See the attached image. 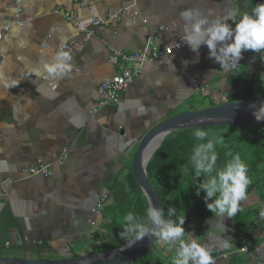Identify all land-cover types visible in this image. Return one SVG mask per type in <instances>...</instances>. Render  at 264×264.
<instances>
[{
    "label": "crops",
    "instance_id": "0c3cea01",
    "mask_svg": "<svg viewBox=\"0 0 264 264\" xmlns=\"http://www.w3.org/2000/svg\"><path fill=\"white\" fill-rule=\"evenodd\" d=\"M22 1L26 11L19 18L31 20L23 27L12 25L0 39V179L11 180L0 191V259H71L119 248L126 245L119 236L123 217L137 202L129 168L140 138L173 115L210 107L216 100L230 102L235 80L242 76L253 77L264 89V61L260 54L245 51L238 68L225 71L208 58L205 45L198 60L188 46L176 48L144 66L118 104L91 116L99 86L118 74L109 47L138 52L161 27L156 46H174L184 35L181 12L193 10L209 22L230 15L228 23L235 27L259 3L136 0L135 24L123 15L97 27L85 41L55 13L69 9L87 20L85 0ZM128 5L129 0H94L93 15L103 17L104 8L115 14ZM14 20V0H0V23ZM62 44L74 50L68 61L72 69L49 76L44 65L55 61ZM196 87L204 91L196 93ZM62 150L67 157L58 164ZM39 163L50 177L26 173ZM247 175L251 183L246 198L232 218L211 213L204 194L174 206L173 219L185 217L186 237L191 233L211 249L215 264H264V161ZM103 195V211L92 213ZM197 202L202 204L191 209ZM245 239L252 242L248 252L242 251ZM173 255L174 249L169 251L157 238L144 256L128 264H171Z\"/></svg>",
    "mask_w": 264,
    "mask_h": 264
},
{
    "label": "clouds",
    "instance_id": "9594fccd",
    "mask_svg": "<svg viewBox=\"0 0 264 264\" xmlns=\"http://www.w3.org/2000/svg\"><path fill=\"white\" fill-rule=\"evenodd\" d=\"M180 17L185 22L184 35L180 39L196 54L197 60L199 49L205 45L208 58L213 59L225 71L234 72L245 51L251 50L260 54L261 61H264V3L257 4L250 14H243L235 27L228 23L230 15L209 22L198 12L185 10L180 13ZM70 59L68 53H59L52 64L44 65V70L49 76L70 72ZM184 63L187 66L188 62ZM253 115L257 121L264 120V103ZM193 134L199 141L208 137L206 131L199 129ZM223 142L220 137L198 144L193 150L191 160L195 176L205 177L196 187V195L200 196L201 191L204 193L205 205L215 216L232 218L241 210L240 202L246 198L251 181L247 175V165L239 154L228 153L231 159L222 169L216 170L215 145ZM260 215L264 216V210H261ZM174 217H177L175 207L167 209L166 219L164 209L155 207L149 200L143 218L132 212L123 217V228L119 236L128 247L146 236L158 238L168 246L169 251L174 249L171 264H215L211 249L191 238L194 237L191 233H187L186 237L183 227L185 217L178 220L173 219Z\"/></svg>",
    "mask_w": 264,
    "mask_h": 264
},
{
    "label": "trees",
    "instance_id": "16d2710c",
    "mask_svg": "<svg viewBox=\"0 0 264 264\" xmlns=\"http://www.w3.org/2000/svg\"><path fill=\"white\" fill-rule=\"evenodd\" d=\"M256 1L262 3V0ZM235 81L238 82H235V86L232 87L233 92L229 97L231 101L251 100L254 96H256V98L264 96V89H262L261 85H257V82L253 77L250 76V78H248L242 76ZM217 105H221V103L216 100L210 104V107ZM229 129L231 131L228 135L223 134L220 136L223 138V144L215 145V151L217 153L216 170H220L224 167L229 157H231L228 153H232L233 155L241 154L239 153L241 150L247 153L246 156H241L242 154L240 155L241 159L247 165V173L255 170L258 165L264 161V135L258 133L259 126L248 129ZM196 130L197 129L183 130L171 134L178 138L170 146L165 141L154 154L151 163L148 165L149 182L161 200L165 217H167V209L169 207H174L179 203V199L187 200L190 198L184 199L181 196L179 198L175 195V191L181 193L185 183L196 179L191 160L194 148L200 143H207L208 140L220 138L207 137L206 140L199 141L193 134ZM205 130L207 129H204L203 131ZM216 130L217 129L214 131ZM240 132L242 133L240 134ZM165 149L167 151H165ZM129 179L133 183L135 191L137 192V202H133L132 206H128V213L132 212L138 217L143 218L147 207L146 200L143 198L131 171L129 173ZM170 193L177 198L169 197ZM200 204H202V202L193 203L190 208L194 210L196 209L195 206ZM193 214L194 213H191L188 217H192ZM115 249L117 248H114L113 250Z\"/></svg>",
    "mask_w": 264,
    "mask_h": 264
},
{
    "label": "water",
    "instance_id": "95a60500",
    "mask_svg": "<svg viewBox=\"0 0 264 264\" xmlns=\"http://www.w3.org/2000/svg\"><path fill=\"white\" fill-rule=\"evenodd\" d=\"M264 3V0H262ZM264 103V96L251 100L230 101L225 104L173 115L149 129L139 140L131 158L130 170L147 204L151 200L157 208H163L161 200L148 178V165L164 140L173 133L202 128L257 127L264 120L257 121L253 112ZM157 142L153 154L147 158L151 145ZM164 209V208H163ZM157 238L146 236L131 247L123 245L115 250L71 259L33 260L23 258H1L0 264H128L134 262L150 249Z\"/></svg>",
    "mask_w": 264,
    "mask_h": 264
},
{
    "label": "built area",
    "instance_id": "2783aa9c",
    "mask_svg": "<svg viewBox=\"0 0 264 264\" xmlns=\"http://www.w3.org/2000/svg\"><path fill=\"white\" fill-rule=\"evenodd\" d=\"M94 0H85L86 12L90 16L87 20H79L76 18L72 10L66 9L62 12L58 10L55 11L57 14H61L62 17L70 23V25L75 29L78 36L83 37L85 41L89 40L94 34V30L100 26H106L111 24L117 18L125 15L128 18L130 24H135L134 16L137 15V11H133L136 6V0H129V5L123 9H120L117 13H111L109 8H104L103 17L94 16L92 3ZM22 0H14L15 6V20L10 24L0 23V39L3 33L7 32L9 28L14 25L16 27H23L28 23L31 18L20 19V15L24 14L26 9L22 5ZM161 27L157 32L151 34L152 41L147 44L140 51L135 53H124L122 50L109 47L111 53V61L118 65L117 77L109 82L103 83L99 86L97 90V101L95 107L91 110L90 115L94 116L99 110L103 109L108 105H116L120 102L121 96L126 91L127 87L130 86L136 77L142 74V69L144 66L154 63L162 57L170 55L176 48H184L186 45L180 40L178 44L174 46L159 45L156 46V42L161 39V32L163 31ZM68 53L70 57L73 56L74 50L70 44H62L59 47V53ZM197 92H203L204 90L196 87L194 90ZM67 157V151L62 150L58 164H63ZM26 173L30 176H44L50 177L52 173L43 164H37L30 166ZM11 184V180L8 178L0 179V191H4L6 187ZM106 196L103 195L96 206L91 210L92 213H99L103 211V203ZM252 248V242L249 239L243 241V252H248ZM225 257V255L223 256Z\"/></svg>",
    "mask_w": 264,
    "mask_h": 264
},
{
    "label": "rangeland",
    "instance_id": "374dc122",
    "mask_svg": "<svg viewBox=\"0 0 264 264\" xmlns=\"http://www.w3.org/2000/svg\"><path fill=\"white\" fill-rule=\"evenodd\" d=\"M252 7H253V5H252ZM204 129H207V130H205L206 132H207V134H208V137H213V138H216V137H220L221 135H228L229 134V132L231 131L230 129H229V127H224V128H219V127H217V128H202V130H204ZM215 129H217L216 131H214ZM234 129V128H233ZM201 130V129H200ZM242 132H240V134H241ZM258 133L260 134V135H264V123H262L261 125H259V130H258ZM178 137H174V135H171V136H168L165 140H164V142L166 141V143H168V145L170 146L176 139H177ZM163 142V143H164ZM162 143V144H163ZM161 147V146H160ZM168 149V148H167ZM165 151H167L166 149H165ZM239 153H241V154H239V155H241V156H243V155H245L246 156V152H244L243 150H241V151H239ZM231 159V157H229V159L228 160H230ZM199 181H196L195 179L193 180V181H191V182H187V183H185V185H184V187L182 188V191H181V193H177L176 191H175V195L177 196H179V198H180V196L182 197V198H184V199H186V198H189V197H192V198H199V196H197L196 195V187L198 186V184L199 183H201V182H199ZM180 194H182V195H180ZM204 193L201 191V193H200V196L201 195H203ZM179 203H177L176 204V206L177 207H179L178 206V204L181 206V204H182V202H184L182 199H179Z\"/></svg>",
    "mask_w": 264,
    "mask_h": 264
},
{
    "label": "bare ground",
    "instance_id": "6f19581e",
    "mask_svg": "<svg viewBox=\"0 0 264 264\" xmlns=\"http://www.w3.org/2000/svg\"><path fill=\"white\" fill-rule=\"evenodd\" d=\"M156 145H157V142H154V143L151 145V147L149 148V150H148V152H147V158H149V157L153 154Z\"/></svg>",
    "mask_w": 264,
    "mask_h": 264
}]
</instances>
